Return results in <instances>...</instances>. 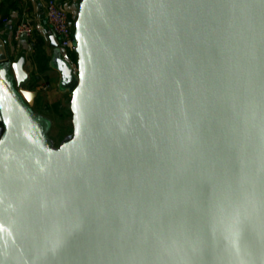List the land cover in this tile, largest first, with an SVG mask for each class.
Listing matches in <instances>:
<instances>
[{"label":"water","instance_id":"1","mask_svg":"<svg viewBox=\"0 0 264 264\" xmlns=\"http://www.w3.org/2000/svg\"><path fill=\"white\" fill-rule=\"evenodd\" d=\"M74 36L57 148L0 38V264H264V0H82Z\"/></svg>","mask_w":264,"mask_h":264},{"label":"crops","instance_id":"2","mask_svg":"<svg viewBox=\"0 0 264 264\" xmlns=\"http://www.w3.org/2000/svg\"><path fill=\"white\" fill-rule=\"evenodd\" d=\"M75 21L79 14L82 0H56ZM47 0H0V38L6 43L7 49L13 56V61L24 57L26 59L25 70L31 75V90L38 92L33 110L51 123L50 117H45L35 109L46 103L45 97L39 90L42 87L49 88L51 93L60 95L59 99L49 101L45 109H55L58 105L63 106L65 100L70 101L71 92L61 89L62 74L53 66L55 49H59L58 43L53 36L45 17V5ZM28 21L33 27L31 38L22 37L15 39V32L21 22ZM39 49L44 60L36 61V53ZM60 50V49H59ZM62 57L67 61L69 69L76 74V65L69 56ZM48 100V99H47ZM69 104V107H70ZM42 109V108H41Z\"/></svg>","mask_w":264,"mask_h":264},{"label":"rangeland","instance_id":"3","mask_svg":"<svg viewBox=\"0 0 264 264\" xmlns=\"http://www.w3.org/2000/svg\"><path fill=\"white\" fill-rule=\"evenodd\" d=\"M53 66L63 73L67 72L69 69V65L62 57L59 49H55L54 51ZM63 77L64 79L61 83V89L66 92H71L73 86L76 84V74L73 73L69 77H66L64 74ZM68 80L70 81V84H67ZM39 92L43 95V97H45L48 105H50L49 101L57 100L60 97L57 93H51L47 87L45 90L40 89ZM62 103L63 106L58 105L55 109H45L47 106L45 103L42 104L40 108L35 109L36 111L41 112L43 116L51 118V130L49 136L53 141L55 148L68 141L73 134L72 112L69 107L70 101L65 100Z\"/></svg>","mask_w":264,"mask_h":264},{"label":"built area","instance_id":"4","mask_svg":"<svg viewBox=\"0 0 264 264\" xmlns=\"http://www.w3.org/2000/svg\"><path fill=\"white\" fill-rule=\"evenodd\" d=\"M45 17L61 52L65 56H68L70 52H75V21L70 14L56 0H47ZM14 36L16 40H20L22 37L31 38L33 36L32 25L28 21L21 22ZM41 89L45 90L46 87H42Z\"/></svg>","mask_w":264,"mask_h":264},{"label":"trees","instance_id":"5","mask_svg":"<svg viewBox=\"0 0 264 264\" xmlns=\"http://www.w3.org/2000/svg\"><path fill=\"white\" fill-rule=\"evenodd\" d=\"M36 50H37L36 57H35L36 58V61L39 62L41 60H44V57L41 55L40 50L38 48ZM68 56L70 57V59L76 65V63H77V55H76V53L75 52H70Z\"/></svg>","mask_w":264,"mask_h":264}]
</instances>
